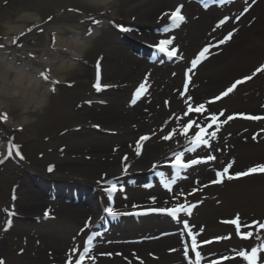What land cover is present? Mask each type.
Returning a JSON list of instances; mask_svg holds the SVG:
<instances>
[{"label": "rangeland", "instance_id": "obj_1", "mask_svg": "<svg viewBox=\"0 0 264 264\" xmlns=\"http://www.w3.org/2000/svg\"><path fill=\"white\" fill-rule=\"evenodd\" d=\"M177 3L168 5L167 11H172ZM198 7L200 6L198 5ZM252 7L253 11L247 16L248 18L253 12L252 17L248 19L250 21L255 20L253 17L260 16V12L264 10V0H256ZM241 8L240 6L235 8L236 13L231 15L235 11L231 6L209 19L203 17L202 12L198 9L185 16L186 22L180 31L184 39H180V33L174 35L173 47L179 49V56L182 57L180 63H173L175 65L163 67L160 64L159 68L146 63L147 61H142L129 46L124 44L127 42L126 40L117 37V43H121L132 56L135 55L133 57L150 67L144 71L150 74L160 73V77H156L155 80L161 79V81L159 85H156L158 93L156 98H154L153 91L150 93L151 100L148 98L149 90L153 89V83H151L148 92L137 101L135 106L131 105V101L140 83L127 80L121 87H117L114 83L111 88L115 90L114 95L109 96L111 104H114L112 107L124 110L125 115H131L136 109L146 104L153 106L155 103L157 110L163 108L164 110L172 109L181 112L186 107L187 97H182L181 92L186 82V69L190 67V61L209 41L220 40L233 29L236 30L233 39L223 45L221 49H213L214 54L199 65L192 74L191 82L188 84L187 96L192 98L194 104L207 103L235 80L255 72L257 67L264 65V19L259 20L258 29L254 30L248 28L247 24L250 23L245 25H241V22L236 23L234 18L241 15ZM86 9L87 3L84 0H0V46H2L0 47V115L6 113L8 117L6 121H0V125L2 124L3 131L19 146L20 153L26 158V162L21 164L10 160L6 164L0 163V258L4 259L6 264H66L68 255H63L60 258L53 248L44 244L54 237L71 239V245H67L66 242L61 243L63 245L59 247H62L63 251L69 252L74 246H79L82 250L89 231L86 230L80 234L81 229L91 218L85 211L81 214L82 219L77 220L45 219L47 217L42 213L30 218L18 215L19 219H14V225L11 224L12 227L5 231V228L8 227L6 213L14 210L16 202L21 201V197L25 201L30 198L31 192H36L37 196L43 195L45 197L42 208L44 213L55 210L59 204L63 203L59 200L50 201L47 192L49 190L47 188L41 190L36 184L38 179L47 175L50 166L54 172L60 173L63 166L65 168L69 165L77 166L80 161L77 157H80L84 158L81 159L83 162L85 161L86 166L84 168L91 169L94 175L95 168L111 169L109 166L114 164L124 167L122 158H120L124 154L122 150L132 151L134 155L135 145L132 144L140 134H143H135L134 138L126 144V148H122L117 141L121 136L118 131L123 127V124L108 130L99 127V131L96 130L97 127H94L95 124H92L95 113L100 112V106L92 103L94 97L99 94L93 87L96 79V65L99 62L102 76L106 58H114L117 50L112 45H107L111 44L110 37H112L113 30L108 29L107 25L104 26L105 20L101 19L100 24L82 20L84 18L82 13L86 12ZM262 15L264 16V13ZM107 16L115 18L112 12ZM225 16L233 17V20L221 29H215L218 21ZM35 20L37 21L36 24ZM120 22L119 19L118 24ZM103 26L105 30L103 29V35L99 38L100 35L95 34V32L101 30ZM30 28L33 29V32L24 38L22 32L24 29ZM146 31L150 33L155 30L146 28ZM249 34L254 35L252 43H248L250 41L247 39ZM12 37L19 39L16 40L14 47L6 48V43H11L9 40ZM49 37L59 38L63 43H88L91 49L82 58L72 57L70 54L77 57H80L81 54L79 51L75 52L71 48L68 49L65 43V47L61 51L56 50V45L49 42ZM91 37L98 38L97 42H91ZM157 38V36H153L152 39L155 41ZM50 63H54L55 68H49ZM61 63H65L66 67L69 66V68L72 64L76 68L65 76L61 75L55 78L51 73L56 71ZM7 68L9 74L5 73ZM44 69H50L49 76L52 80H58L59 83L56 85L46 83L39 76V73ZM22 74L30 76L31 79L35 78L34 85H39L38 88H31L27 91L28 97L32 100L35 99V101L29 105L26 111L22 108L28 105L17 103L16 97L20 94L18 88H13ZM102 84L109 85V82ZM166 86L169 87L168 91L165 89ZM53 88L55 91L52 90ZM37 91L41 93L48 91L49 99L45 102V99H41ZM171 98L178 99V102L172 104ZM98 99L101 100L102 97ZM261 104L264 105V73L254 76L252 80L238 86L229 97L208 104V107L211 112L224 110L226 116L235 113L264 115V108L260 107ZM169 114L166 112L165 120L168 119ZM175 116L179 115L173 114L168 121L171 128L182 125V122L177 121ZM151 117L152 113L148 119ZM163 120V118L159 119L156 127L158 125L162 127ZM262 129H264V120L251 121L238 117L225 124L218 133V141L213 142L214 149L223 150L215 153L217 160L211 164H201L193 172H188L189 179L175 186L166 200L162 198L161 193H155L158 189L154 190L150 187L125 189L119 186V189L122 190H119L116 198H124L127 201V205H124V211L154 207L161 200L167 201L166 207H168L178 203L171 199L176 191L182 190L187 194L192 192L194 188H198L199 191L187 197L188 203H195L197 206L193 209L191 217H185V219H188L190 225L197 226V228L193 227V232L198 231V241L200 239L201 242L213 241L210 244H203V247L207 249L206 252L223 257L230 255L231 249L250 248L254 246L255 240L240 241L235 234L234 225L223 221L233 219L238 214L242 222H264V175H252L231 181L225 180L223 184L215 185L211 184L210 181L216 178L215 172L222 170L230 161H234L231 169L233 173L247 170L257 163H264V131ZM106 132H112L115 136L106 134ZM257 133L259 135L253 140V135ZM232 138H235L234 142H232ZM100 139L108 145V154H114L113 149L119 151L115 162L106 160L102 163H95V161H91V158H95L96 155L87 152L88 149H85V145L90 142L98 143ZM176 139H180V137ZM3 144L4 142L0 141V161L2 157L6 156H3ZM174 145H176L175 140L168 141L161 149L170 148ZM207 154V150L200 149L197 153L186 154L185 159L206 156ZM124 155L128 156L129 161L131 155ZM140 156L135 154L133 157L139 158ZM133 157H130L129 165H133L131 162ZM26 168L33 173L28 172ZM69 177H73V175ZM197 180L199 184L196 183ZM205 184L208 187H203ZM159 186L161 188L162 183L158 185V188ZM153 197L156 198L155 204L152 203ZM179 202H184V199L181 198ZM183 219L184 216L181 215V220ZM166 224H168L166 220L158 218L153 219V221H141L142 227L138 229L137 233L125 236L116 244H99L95 253L94 250L92 253L96 257L95 264H186L183 246L180 245V249H177L181 235L186 238V235L182 234L184 231L182 224H179L180 227L176 231L175 237L170 233L173 230L172 225L167 226ZM146 225L147 228H145ZM24 230L28 232L24 233ZM43 230H45V234L52 231L58 235L42 237L38 233ZM10 232L12 233L10 234ZM229 235L231 236L230 239H215ZM130 238L142 239L141 241L130 242L131 247L142 243L154 244L170 238L176 239V245H170L164 251L157 248L154 250L146 249L141 254L134 248H130L131 251L125 249L127 240ZM29 240L35 241L34 248L39 250L28 251ZM21 249L23 250L22 254H20ZM172 249L175 251H171ZM40 251L45 259L40 255ZM102 253H111L112 255H101ZM120 253L123 254L124 261L116 256ZM262 259L264 260V257ZM228 261L224 264H243L239 259ZM87 264H92V261L88 260ZM261 264H263L262 260Z\"/></svg>", "mask_w": 264, "mask_h": 264}, {"label": "bare ground", "instance_id": "obj_2", "mask_svg": "<svg viewBox=\"0 0 264 264\" xmlns=\"http://www.w3.org/2000/svg\"><path fill=\"white\" fill-rule=\"evenodd\" d=\"M87 3V9L86 12L82 13L84 15V19H89L90 15L95 16L96 15V10L99 9V11L102 13V17L104 19H108L110 21L114 20H121L122 23H125L129 25L130 27H135L136 29H139L140 27H147V23L149 22L150 27H154V22L156 19H160L161 21L158 22V26H162L167 22L166 16L163 14L167 11L166 7L170 5L171 3H174L175 1H178V5H175L176 7L179 5H183L182 13L190 15L194 12V10H197V6L195 4L196 0H84ZM114 13L115 19H110L107 18V14L109 13ZM264 13V10L260 12V16L258 17H253L255 21L250 25L249 29L254 30L258 29V24L259 20H263L264 16L262 15ZM123 17V18H122ZM155 20V21H153ZM147 21V22H146ZM264 21V20H263ZM37 21L35 20V24ZM155 26L156 23H155ZM260 28V27H259ZM62 30V28H59ZM248 29V28H247ZM24 33H27L25 31ZM60 34V33H59ZM95 34H103V29L101 30H96ZM96 37V36H95ZM95 37H91L90 40L91 42L95 41L97 42L98 38L95 39ZM102 37V36H100ZM99 37V38H100ZM180 39H184L183 36H181V33L179 35ZM254 38L253 34H249L247 39L250 40L248 43L253 41L252 39ZM11 38L9 41L11 42ZM113 39V38H111ZM144 42H150L148 38H145L143 40ZM49 42L53 44V38L49 37ZM66 44V47L69 49L71 48L75 52H80L81 56L84 57V54H86L89 51V47L86 44H80L79 42H64ZM64 43L62 40L59 38L55 40L54 44L56 45V50L61 51L64 46ZM108 46H111L117 50L116 56L114 58H106V65L105 67L103 66V75H102V82H109V85L111 87L106 88L104 91L100 92V95L102 97L100 101V112L95 113V118L92 124L99 125L100 128H107L105 130H108L113 127H117L120 124H123V127L119 129L118 133H120V137L118 138L119 140L117 142L120 143V146L122 148H126V144L129 143V141L134 138L135 134L137 133H143L138 136L140 138L143 135H148L150 136V140L145 144V146L142 149V155L140 158H134L135 154L133 155L132 151L129 150H122L124 154H130V157H133L131 162H133V165H130L128 168V172L125 173L123 171V166L122 165H116L114 164L113 166H109L111 169H103V168H95V175L94 172L89 169V168H84L86 164L81 160L84 158L77 157L79 159V163L77 166H72L69 165L66 168L63 166V170L60 171V173L57 171L55 174H59L61 178L59 179V182L62 186L59 187V190L62 189L63 187L69 186L72 183H82L87 185L90 190L93 189L91 184L94 185V188L97 187L96 181H100V178L105 176L106 174V179H120L121 181H125L129 175H136L138 173H145L148 172L150 169H153L154 164H158L161 166V164L166 163V156L168 153L172 150H177V145H174L173 147L170 148H164L161 149L168 141H164L161 139L163 134L165 132H159L158 127H156L158 120L163 118L164 120L162 123L165 121V116H166V111L162 108L157 110L155 103L153 106L150 104H146L134 111L131 115H125L124 110H118L115 107H112L114 104H111L109 96L112 94L114 95V89H111L113 84L115 83L117 87H121L125 84L127 80H130L131 82L134 83H141L144 82L145 77H147V82H148V87L151 83H153L152 87L153 89H150L148 92V98L151 100V91H153L154 98L157 96V89L156 85H159V82L161 79L155 80L156 77H160V73H153L150 74L148 72H145L144 70L149 69L150 67L146 66L144 62L136 60L133 56H131L128 52L124 50L123 46H120L119 44L115 43L114 40L111 44H107ZM7 47L11 46V43H8L6 45ZM70 56L75 57L73 54H70ZM10 68V67H9ZM49 68H55L54 63H50ZM76 68L74 65L71 64V67L69 68L66 67L65 63H61L60 66L57 68L56 71H53L51 74L53 77H58L61 75H66L70 73L71 70ZM147 68V69H146ZM6 74H9L8 68L5 70ZM162 71V70H161ZM160 71V72H161ZM122 73V74H121ZM153 75V77H152ZM30 79V80H29ZM54 79V78H53ZM35 78L31 79L30 76H27L26 74H22L20 79L16 81V85L13 87L14 89L18 88L19 96L17 98V103H22V104H27L28 106L22 108L23 110H27L29 108V105L35 101L32 100L30 97L27 95V91L29 89L33 88H38L37 85H34L35 83ZM257 84V83H256ZM151 87V88H152ZM166 91L169 90V87L166 86ZM48 91L44 92H39L37 91V94L41 97V99H45V102L49 99V94L47 93ZM165 95V94H164ZM95 101L98 99L95 98ZM172 104H175L178 102V99L176 98H171ZM114 102V99H112ZM175 111L171 110L169 111L170 114H173ZM152 113V117L148 119L149 115ZM161 123V124H162ZM98 127V128H99ZM99 128V129H100ZM111 131V130H109ZM117 136V135H116ZM138 138L135 139L132 145H136ZM182 139V138H181ZM101 140V141H100ZM99 142H90L85 145V149L87 148V152L94 153L96 155L95 158H91V161H95V163H102L103 161L108 160L110 161H116L117 157L119 155V151H116L113 149L114 154H108L107 147L108 145L105 144L104 140L100 139ZM232 142H234L235 138L231 139ZM154 142V143H153ZM119 146V145H118ZM78 150V149H77ZM76 150V151H77ZM76 153V152H75ZM78 154V153H77ZM121 155L120 158H122L125 155ZM259 156V155H258ZM130 157L129 161L127 163H130ZM78 162V161H76ZM75 162V163H76ZM83 162V163H81ZM72 163V162H71ZM258 164V163H257ZM254 164V165H257ZM157 169L161 170L162 167H158ZM203 171V170H202ZM100 172V173H97ZM54 177H58L55 176ZM68 175V176H67ZM70 175H73L75 177H69ZM99 175V177H98ZM123 178V179H122ZM94 180V181H93ZM74 185V184H73ZM77 189V188H76ZM79 191V190H78ZM70 193V192H68ZM73 193V192H72ZM36 192H31V197L28 198L26 201L21 197V201L17 200L15 206H14V211L16 214L24 216V217H31L34 215H41L44 214V209L43 208V202L45 198L41 195L37 196ZM99 194V193H98ZM98 194L94 193L93 191L90 192V194L86 191L83 190L81 191L80 196L85 199L82 200V204H85L84 207L87 208V212L90 213L92 216H95V220H104L105 217L104 215L101 214L100 210V204H99V199H98ZM101 197V196H100ZM106 197V195H105ZM104 198V196H103ZM105 199V198H104ZM103 199V205L107 203V200ZM165 199V198H163ZM165 201H160L156 205L163 204ZM126 201L123 200H118L115 203L114 208H122L125 205ZM80 204L79 206H81ZM85 210V209H84ZM53 213V214H52ZM81 214H83L82 208L76 207L75 205L71 206H57L55 210H53L49 215L53 220H77V219H82ZM53 215V216H52ZM152 220V219H151ZM207 223V222H206ZM213 224V222H211ZM148 226L146 225L145 228ZM28 232L27 230H24V233ZM12 232H10L11 234ZM42 237L43 236H48V237H54L55 233L50 231L47 234H45V230L39 232ZM7 236L9 234H6ZM62 237H54L52 240L44 242L46 246H49L50 248H53L56 254H58V257H62V255L65 254L66 250L63 251L62 247H59L63 244L62 242H66L67 245H71V239L66 238V239H61ZM141 238H130L128 239L127 245H125V249L128 251H131L130 248L137 249L141 254L146 249H153L157 248L158 250H166L170 247V245H176V239L175 238H170V239H165L162 240L158 243L154 244H146L142 243L141 245L137 246H132L130 242L133 240H138ZM5 242V241H4ZM34 243L33 240H29L28 244V251H33V250H39L34 248ZM76 244V243H75ZM42 245V244H41ZM45 246V245H44ZM41 249V248H40ZM44 253V252H43ZM130 253V252H129ZM40 255L43 257L42 252L40 251ZM118 256V259L123 258V254L120 253ZM44 258V257H43ZM45 259V258H44ZM42 261V260H39ZM104 264V263H100Z\"/></svg>", "mask_w": 264, "mask_h": 264}, {"label": "snow or ice", "instance_id": "obj_3", "mask_svg": "<svg viewBox=\"0 0 264 264\" xmlns=\"http://www.w3.org/2000/svg\"><path fill=\"white\" fill-rule=\"evenodd\" d=\"M245 5L248 4V0H244ZM183 5H179L175 8L174 11H171L170 13H164V16H168L171 24L173 27H179L180 24L184 23L186 20V17L182 14ZM249 10L248 7H245L243 9V12L241 15L236 16L234 18V22L238 23L241 19V16L246 14ZM102 13L99 11V9L96 10V15L89 17L91 23L93 24H100ZM49 20H51V17H49ZM233 20V17L225 16L223 19H220L216 25V28H222L225 26L229 21ZM110 23H114L113 21H109ZM120 31L122 32H130L133 31L131 27H126L124 25H116ZM29 32L32 31V29H28ZM40 31H43V29H40ZM170 31V29H165V32ZM235 29L228 32L226 36H224L222 39L217 40L215 42L209 41L197 54L196 56L190 61V67L186 69V82L183 86V91L181 92L182 97H187L185 103L186 107L183 111V113L180 116H175V119L177 121L184 120L185 122L182 125H179L178 127L171 128L166 134H164L161 139L164 141H174L177 145V150H174L172 155L170 157H166L167 164L163 165L164 167H168L172 170H174V175L171 179H168L165 176L164 172H160L161 177V183L163 185V188L167 190L169 193L173 192V187L177 184L178 178H185L182 174L185 173L188 169L192 168L196 165L201 164H211L217 160L216 152L223 151L222 149L213 148V142L218 141V133L221 131L223 126L227 124L228 122L236 119V118H243L246 120L251 121H261L264 120V115H250L245 113H235V114H229L225 115L224 110H220L218 112H211L208 104L219 102L227 97H229L231 94H233L238 86L245 84L246 82L252 80L254 76L264 73V65H261L256 68L255 72H253L251 75L245 76L241 79L235 80L229 87H227L225 90H223L219 95L213 97L211 100H209L207 103H199L194 104L192 102V98L190 96H187L188 93V84L191 82L192 74H194L195 70L199 65H201L204 61L209 59L210 55L214 54L213 49H221L223 45L227 44L233 39V35L235 33ZM175 37L171 36L169 38L160 39L157 43L150 45L153 47L156 51L165 54L169 58H179L182 59V57L178 56L179 49L176 47H173L174 45ZM55 42V38L53 37V44ZM15 43V41H14ZM2 47V46H0ZM49 72L50 69L42 70L40 73L41 78L46 82L50 83L52 85H56L59 83L58 80H51L49 81ZM71 86V85H69ZM96 92H102L106 88L111 87L110 85H103L101 83V72H100V64L99 62L96 65V79L95 83L93 85ZM55 91V88L52 89ZM148 92V82L147 77H145L144 82L140 83L138 88L136 89L134 93V97L131 101V105L135 106L137 101L142 98L146 93ZM168 103L167 101L165 102ZM8 119L7 114L0 115V121H6ZM95 127H99V125H96ZM161 131H163V128H161ZM264 131V129H262ZM257 135L259 133L253 135V140L257 138ZM177 137H180L182 139H176ZM150 139V136L143 135L139 138L135 145V154L137 156L141 155V147L145 141ZM204 149L208 151V154L206 156H198L191 159H185L186 154H194L197 153L198 150ZM19 157L21 160H23V156L19 151V146L16 145L12 139L10 138L8 141V147H7V156L9 158L13 156ZM128 156L125 155L122 157V163L124 164L123 171L125 173L128 172V168L130 165L127 163ZM0 163H3V161H0ZM234 161H230L226 164V166L223 167L222 170H218L215 172V179L210 181L211 184H223L225 180L231 181L234 179H242L246 178L252 175H264V163H259L255 166L249 167L247 170L238 171V172H231V169L233 167ZM160 165L154 164L153 170H156ZM54 169L50 166L48 168L49 172H52ZM106 174L104 177L101 178V181L105 180ZM197 184H199V181H196ZM203 187H208L207 184L203 185ZM118 190V185L116 183L110 184L106 191L108 193L109 199L113 197V194L116 193ZM200 189L194 188L192 192L190 193H184L182 190L176 191L174 195L171 196V199L174 201H177L178 203L173 204L172 206L168 207H154L150 209H146L142 212L134 213L135 215H146L149 213H158V214H165L168 217L172 218V220L176 221L178 224H182V229L184 230L182 232L183 235H186L187 237H190V242H184L183 245V256L187 260V264H202V261L205 259V257L202 255L201 251L199 250L203 244H210L213 241L207 240L203 242L198 241V232H193V226L189 224L188 219L181 220V215L184 217H191L193 209L197 206L195 203H188L187 197L189 195L195 194V192L199 191ZM181 198L184 199V202H179ZM13 199L15 197L13 196ZM152 203H156V198H152ZM165 204H167V201H165ZM107 215L117 218L120 215H124L127 213H119L114 210L113 207L109 206L105 209ZM9 219L7 220V226L8 228L11 227V217L15 215L14 210L9 212ZM49 213L45 212V217H48ZM224 223L234 225L235 234L236 236L243 241H249V240H255L254 246H251L250 248H241V249H233L234 255H225L219 259L211 261V264H224V262L228 260H234V259H240L244 262V264H261V254L264 253V222L261 221H252L251 223L242 222L240 216L237 214L235 218L223 221ZM93 227L91 223V218H89V221L86 222L83 229H81V233L83 234L86 230H89ZM244 229H247L245 231ZM8 229L5 228V231ZM202 231V230H200ZM101 236V233L92 231L90 234L86 236V241L83 246V249L79 246H74L71 248L68 252V258L66 260V264H87L88 260L92 261V264H95L96 257L93 255V249L95 247L94 241L97 237ZM231 236H224V237H217L216 240H224V239H230ZM171 251H175V249H172ZM23 253V250H20V254ZM191 253V255H190ZM101 255H107L111 256V253H102ZM119 255V254H118ZM75 257V262H74ZM0 264H6V261L2 258H0Z\"/></svg>", "mask_w": 264, "mask_h": 264}]
</instances>
